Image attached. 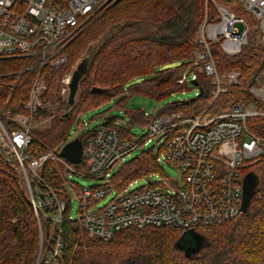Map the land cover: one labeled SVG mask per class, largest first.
<instances>
[{
  "label": "built area",
  "instance_id": "built-area-1",
  "mask_svg": "<svg viewBox=\"0 0 264 264\" xmlns=\"http://www.w3.org/2000/svg\"><path fill=\"white\" fill-rule=\"evenodd\" d=\"M116 1L0 0V60H21V69L12 74L15 81L22 72L35 70L21 111L13 112L6 105L0 108V164L9 167L5 169L7 173L20 178L39 229V258L46 245L42 264H64L63 215L102 242L130 227L188 230L235 218L242 213L240 171L258 162L264 152V138L249 127L250 119L264 116V65L254 75L243 78L239 71L222 69L218 61L219 56H238L251 43L264 47V0H205L203 23L196 32L200 49L194 51L191 67L181 72L176 81L179 86L192 81L199 86L201 77H205L212 96L205 109L189 115L153 112L145 126L147 133L135 140L130 130L108 125L106 120L91 129V122H83V129L93 130L82 146L85 172L60 156L64 145L33 155L32 131L47 128L51 120L47 116L34 122V116L38 112L53 114L60 107L54 93L46 95V70L56 71L66 65V47ZM209 4L216 13L214 21H208ZM70 74L71 71L61 80L59 97L63 102H67ZM241 84L248 86L250 100H232L228 105L214 107L229 87ZM70 139L71 136L69 141L73 140ZM151 139L160 148L157 163L162 160L177 166L180 183L162 173L158 181L133 191H128L130 182L119 190L123 194L94 210L96 202L115 189L109 174L112 168ZM47 162L57 175L59 189L45 181ZM71 174L102 179L103 184L79 187ZM72 190L79 201L77 219L68 211Z\"/></svg>",
  "mask_w": 264,
  "mask_h": 264
},
{
  "label": "trees",
  "instance_id": "trees-1",
  "mask_svg": "<svg viewBox=\"0 0 264 264\" xmlns=\"http://www.w3.org/2000/svg\"><path fill=\"white\" fill-rule=\"evenodd\" d=\"M205 0H118L100 17L85 28L65 49L67 63L56 71L46 70V95L54 93L60 107L53 114L38 112L34 122L50 116L49 126L33 130V155L55 151L69 142L70 131L79 117L104 103L115 100V107L124 108L128 95L141 94L157 101L166 99L177 90L178 73L186 69L193 51L200 49L196 32L204 19ZM211 17L215 10L209 4ZM247 15V14H246ZM249 17V16H248ZM115 31L102 39L105 33ZM102 39V40H100ZM99 41L81 80L75 105L70 108L59 97L63 76L69 73L89 46ZM217 50L216 47H214ZM222 69L239 71L241 77L254 75L264 65V47L251 43L234 58L218 57ZM172 63H175L172 66ZM20 59L0 60V108L6 105L13 112L21 111L35 70L22 72L15 81L14 72L21 69ZM199 88L203 92L195 99L171 102L157 114L181 112L198 113L200 105L212 98L210 85ZM208 88V89H207ZM245 84L229 87L217 100L216 107L230 101L245 103L250 100ZM202 103V104H201ZM71 109V110H70ZM68 117H64L69 111ZM195 110V111H194ZM194 111V112H192ZM131 124L146 126L151 116L143 111H127ZM115 118L106 119L108 125L130 130L119 125ZM90 122V121H89ZM251 131L264 138V116L249 120ZM94 128V127H93ZM86 130V129H85ZM80 134L81 142L93 135V130ZM86 171V162L73 165ZM8 166L0 164V264H34L40 239L39 229L30 204L24 197L20 178L7 173ZM159 169L151 151H143L123 164L112 175L113 186L122 190L132 180L145 177ZM259 169L260 177L253 171ZM242 180L254 187L248 210L235 218L195 230L204 244L197 255L188 258L177 243L189 244L184 229L174 227H130L114 234L108 242L92 238L63 215L62 259L64 264H264V152L255 164L240 171ZM44 178L49 186L59 189V181L50 162L44 165ZM43 244L39 264L43 262Z\"/></svg>",
  "mask_w": 264,
  "mask_h": 264
},
{
  "label": "rangeland",
  "instance_id": "rangeland-1",
  "mask_svg": "<svg viewBox=\"0 0 264 264\" xmlns=\"http://www.w3.org/2000/svg\"><path fill=\"white\" fill-rule=\"evenodd\" d=\"M239 26L240 25H237V28ZM115 29H116V27L110 29L107 33L104 34L102 39L105 38L106 36L110 35L112 32H114ZM102 39H100V40H102ZM100 40L92 43L89 46L88 50L82 55V57L80 59H84L85 57H87L89 55V52L92 51L99 44ZM198 50H195V51H198ZM193 53H194V51L191 53L189 58L193 59ZM80 59L77 62L81 61ZM174 64L175 63H172V66ZM189 66L191 67V64H189ZM183 71H185V69L180 71V73ZM180 73H178V77H179ZM205 81H207V80H205ZM203 84H204L203 87H205V85L206 86L209 85L208 82L207 83L203 82ZM179 88L180 89L177 90L174 94H172V96H170L166 99H163L161 101H157V100L150 98L148 96L137 94V95H128L127 100H126L125 105H124V108L115 107L117 104V102L115 100H112L111 102L104 103L103 105L99 106L98 108H94V109L90 110L89 112L82 114L79 117V119H80L79 123L78 124L75 123L74 126L71 128V131H70L71 139H74L77 136H79L82 131L84 133L87 132L85 129H83V122L86 123V122L90 121L91 123L89 125V129H91L94 126L101 124L103 122V120H106L108 118H115V120H117L116 121L117 124H119V125H120V123H121V125H126V126L130 125V132H131L130 135H131L132 139L135 140V139L141 138L142 136H144L147 133L146 127L144 125L139 124V123L131 124L129 122V117L125 113V110H127V111H130V110H132V111H135V110L143 111L146 116H150L153 112L154 113L159 112L162 108H165L171 102L186 101L189 99H195L197 97V95L199 94V88L194 87L192 82L180 85ZM211 101H212V98L209 102L207 101L206 103H203V104L201 103L202 105H200V107H199V108H201L200 110L205 109L211 103ZM194 111H192V112H194ZM48 125H49V123H47V126ZM43 127H45V126H42L41 128H43ZM159 150H160V148H159L158 144H156V141L154 139H151L146 144L142 143L133 152H131L128 156H126L123 159L122 164H120L118 167H116V166L113 167L109 174L110 175L115 174L123 164L129 162L130 160H132L133 158L138 156L143 151L144 152L145 151H151L153 153L154 157H156ZM74 165H76V164H74ZM158 166H159V169L157 171L151 172L150 174L146 175L145 177H141V178L132 180L131 183L128 185V191H130V190L133 191V190H136L140 187H144L150 181H158L157 178L161 176V173L163 174V176L167 177L171 181L180 183L181 172L177 166L170 164L168 162H163L162 160H161V163L158 164ZM253 173L255 174L256 178L260 177L259 169H255L253 171ZM71 180H73L79 187H81V186L91 187V186L103 184L102 179L97 180V179H93V178H85L82 176H77L75 174H71ZM70 193H71V203L68 206V211H69V213L73 219H77L80 216L79 201H78V198L74 195L73 190ZM121 194H123V191H119L118 189L115 188L113 191L106 194L104 196V198H101L100 200H98L96 202L94 210L105 206L116 195H121ZM40 258H41V256H40ZM40 258L38 256L39 262H40ZM38 260H37V262H38ZM35 261H36V259H35ZM35 261H34V264H35ZM37 262H36V264H37Z\"/></svg>",
  "mask_w": 264,
  "mask_h": 264
},
{
  "label": "water",
  "instance_id": "water-1",
  "mask_svg": "<svg viewBox=\"0 0 264 264\" xmlns=\"http://www.w3.org/2000/svg\"><path fill=\"white\" fill-rule=\"evenodd\" d=\"M95 49L96 47L89 52V55L87 57H85L84 59H80L81 61L77 62L73 67V69L71 70L70 80L68 83V97H67V104L70 106V108H72L75 105L79 84L86 75L89 63L94 55ZM192 84L194 85V87L198 86V83L196 81H192ZM201 93L202 91L201 89H199L198 95H201ZM70 110L65 112L64 114L65 118L68 117ZM60 156L72 164L82 163L83 160H82L81 139L77 137L67 142L62 147L60 151ZM242 194H243V198H242L241 211L242 213H245L248 210L251 198L254 195V187L246 183L245 179L243 180V184H242ZM185 235L190 237L191 239L190 243L179 244L178 242L176 245L179 249H181L184 252L186 257L191 258L198 254V252L200 251V249L204 244V239L195 229L185 230L182 234V237ZM39 252L40 249L38 251L35 264L38 260Z\"/></svg>",
  "mask_w": 264,
  "mask_h": 264
}]
</instances>
